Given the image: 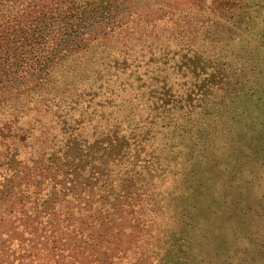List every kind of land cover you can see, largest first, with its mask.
<instances>
[{
    "label": "trees",
    "instance_id": "1",
    "mask_svg": "<svg viewBox=\"0 0 264 264\" xmlns=\"http://www.w3.org/2000/svg\"><path fill=\"white\" fill-rule=\"evenodd\" d=\"M133 1L0 0V264H264V0Z\"/></svg>",
    "mask_w": 264,
    "mask_h": 264
},
{
    "label": "rangeland",
    "instance_id": "2",
    "mask_svg": "<svg viewBox=\"0 0 264 264\" xmlns=\"http://www.w3.org/2000/svg\"><path fill=\"white\" fill-rule=\"evenodd\" d=\"M160 1H163V2L161 3ZM133 2H134L133 5H131L133 6V8L136 7L138 8V10H142L143 12H146L148 9H153L157 6H162V7H165L166 9L174 10L175 7L171 6L170 4L178 3L179 1L174 2V0H134ZM184 12H187V11H184ZM165 21L166 22L168 21L169 23H171L168 20V18H166Z\"/></svg>",
    "mask_w": 264,
    "mask_h": 264
}]
</instances>
